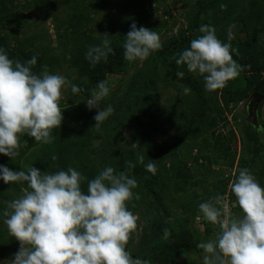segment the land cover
Wrapping results in <instances>:
<instances>
[{
    "label": "rangeland",
    "instance_id": "1",
    "mask_svg": "<svg viewBox=\"0 0 264 264\" xmlns=\"http://www.w3.org/2000/svg\"><path fill=\"white\" fill-rule=\"evenodd\" d=\"M145 11L150 14L162 46L179 40L183 34L186 39L185 30L196 14L198 25L214 27L217 38L230 43V54L237 64L244 44L257 54L262 69L250 74L252 83L264 76V0H0V36L14 53L22 52L19 61L26 60L27 53L33 54L37 58L36 74L46 65L50 73L65 76L80 89L81 85L86 87L87 94L82 90L73 94L70 87L63 89L59 107L63 111L60 126L68 127L71 115L77 111H84L90 119L92 135L80 149L87 166H101V138L105 145L110 143L125 157L137 161L150 145L171 143L183 131L190 114L198 111L199 102L191 91L180 94L179 86L188 87L187 84L171 79L161 61L155 59L158 50L143 62L126 61L119 73L105 75L103 81H107L110 94L98 107L103 110L110 104L114 112L99 130L94 127L97 109L89 110L86 101L93 97L98 83L88 76L84 63L74 54L88 38L100 42L104 34L110 40L117 38ZM198 29L187 42L182 41V51L201 35ZM178 71L184 72L182 79L192 74L184 65ZM248 76L240 73L213 92L205 91L204 82L200 83L208 109L202 118L193 121L188 137L163 159V164L170 169L176 167L180 176L168 181L163 192V205L174 232L153 264H202V250L197 244L214 238L217 229L202 219L198 205L219 195L239 216L241 210L232 206L235 197L229 187L239 169H249L264 186V135L256 131L258 125H264V96L251 104L255 91L251 90ZM237 88L246 90L244 96L224 103L221 94ZM25 139L29 144L26 153L15 158L21 167L26 166L24 156L42 144L27 135L20 137V141ZM134 143L136 147L131 146ZM90 173L93 178L97 175L93 169ZM25 188L0 180V214ZM127 207L138 219L126 250L133 258H142L149 248L150 236L159 228V211L150 197H144L139 205L133 198ZM7 242L12 246L7 255L0 254V264H10L19 249V241L8 234L0 215V246Z\"/></svg>",
    "mask_w": 264,
    "mask_h": 264
},
{
    "label": "clouds",
    "instance_id": "2",
    "mask_svg": "<svg viewBox=\"0 0 264 264\" xmlns=\"http://www.w3.org/2000/svg\"><path fill=\"white\" fill-rule=\"evenodd\" d=\"M198 31L201 35L173 59L176 65H184L189 73L202 77L205 91L213 92L237 78L244 66L232 58L230 43L218 39L214 27L205 24ZM108 36L104 34L99 45L88 47L85 59L91 66L101 60L107 62L113 53ZM231 38L229 34V41ZM122 47L123 58L133 63L145 61L161 49L162 43L157 32L132 23ZM36 63L35 56L24 63L13 61L0 47V154L10 159L19 154L22 135L52 143V131L60 128L63 120L59 107L62 90L70 87L73 94L81 91L65 76L50 73L46 65L40 74L33 73ZM176 75L182 79L184 72ZM179 87L182 95L191 91ZM96 88L86 106L97 109L93 119L99 130L114 108L110 104L103 110L98 107L110 94L107 81H100ZM256 131L264 135V125H258ZM144 160L138 155L136 162L155 175V164H145ZM135 166L126 162V170L119 172L107 166L88 180L73 167L48 173L33 165L14 171L0 164V180L5 184H26L22 194L0 214L8 234L19 241L10 264H149L126 250L138 219L127 207L133 198L139 199L133 192L137 181L128 174ZM85 180L86 191L81 187ZM229 187L235 197L232 206L241 210L239 216L219 195L198 205L202 219L217 229L214 238L197 244L202 250V264H264V186L249 169L242 168ZM168 236L165 230L164 238Z\"/></svg>",
    "mask_w": 264,
    "mask_h": 264
},
{
    "label": "trees",
    "instance_id": "3",
    "mask_svg": "<svg viewBox=\"0 0 264 264\" xmlns=\"http://www.w3.org/2000/svg\"><path fill=\"white\" fill-rule=\"evenodd\" d=\"M218 1V0H217ZM148 12H143L142 16L139 18L136 17L128 24L126 29L117 37L111 40V47L113 48V53L109 54L107 62L101 60L94 67L90 65L89 61L85 59V54L89 46L99 45L101 42L92 38H88L81 46H79L74 54L75 59L83 62L88 76L94 80L96 83L103 81L105 75L108 73L117 74L126 66V60L123 58V42L125 35L130 31V25L135 23L137 27L144 26L146 28L154 31V23L149 17ZM200 25H198L197 15L195 14L191 21L189 22L188 27L185 32L188 33V37L185 39L184 34L180 36V39H173L169 43L162 46V48L157 53L155 59L161 61L162 66L169 74L170 78L187 84L191 89V92L194 94L195 98L199 102V107L197 112H192L190 118L183 128V131L171 142L166 143L165 145H150L149 149L143 151V156L145 158L144 163L152 162L156 166V173L153 175L150 172L145 170L143 164H139L130 157H125L118 149L113 148L110 143L104 144V138H101V147L103 146L100 158V167L97 169L91 164L87 166V160H83L80 156V149L85 142V139L91 136V122L88 115L84 111H77L72 114L70 123L68 127L60 126V128H55L52 131V136L54 137L52 143L44 144L42 143L37 150H33L26 154L25 162L26 166L33 165L40 169L41 172L47 171L48 173H55L60 170H67L68 167H73L88 180L93 178V175L90 173L91 170H95L98 174L99 171L104 169L107 166L112 167L116 172L126 170V162H133L136 164L135 168L131 169L128 173L131 178H134L137 181V188L133 190L134 197L139 196V199H135L137 205L144 199V197H150L154 204L157 207L160 215L159 228L156 233L150 236L149 248L147 252L142 256L141 259L148 260L149 264H153L157 258L160 251L164 248L167 241L171 238L174 227L170 221L167 210L163 205V192L167 187L168 181L173 178H179L180 173L176 167L171 169L166 167L163 164V159L173 153V150L177 148L187 137L189 133L190 126L193 121L197 118H202L207 111V103L204 97L201 95L200 83H203V78H196L193 74H190L185 79L178 78L176 72L180 69H183V65H176L174 56H178L182 52V43L187 42L188 38L194 31H197ZM183 41V42H182ZM0 47H3L10 59L13 61H22L23 54L20 50L17 53L11 50L7 40L0 36ZM34 55L27 53L25 55L26 60L32 58ZM24 60V61H26ZM21 62V63H24ZM37 64V63H36ZM238 64L244 66V70L240 73L244 76H248V81L251 84L252 91H255L264 96V76L258 80H253L252 83L249 79L250 74L258 73L262 69V65L259 62V57L257 54H252L248 49V44H244L241 47L239 53ZM36 66V65H35ZM35 66H33L32 71L36 74ZM153 71L156 73V67H153ZM153 83V80L150 81ZM81 90L87 94L86 87L81 85ZM246 90L244 88H237L231 92H224L221 94V99L224 103L227 101L240 100L241 96H244ZM94 136H96L94 134ZM99 137V136H97ZM107 140V139H106ZM20 147L18 149V155L10 159L9 157L0 154V164H3L9 167L11 170H22L26 166L21 167L15 158L22 157L28 148V141L21 140ZM106 151L108 153H106ZM55 157V159H53ZM88 167L89 169L87 170ZM234 179V178H233ZM232 179V180H233ZM231 180V181H232ZM230 181V183H231ZM19 185L22 183H13ZM26 187V184H22ZM82 190H87V180H85L82 185ZM167 230L169 236L167 239L164 238V232ZM12 243L7 242L0 246V254L7 255L10 252Z\"/></svg>",
    "mask_w": 264,
    "mask_h": 264
},
{
    "label": "water",
    "instance_id": "4",
    "mask_svg": "<svg viewBox=\"0 0 264 264\" xmlns=\"http://www.w3.org/2000/svg\"><path fill=\"white\" fill-rule=\"evenodd\" d=\"M252 101H251V104L252 105H255L260 99H261V97H262V95L261 94H259V93H257V92H254L253 94H252Z\"/></svg>",
    "mask_w": 264,
    "mask_h": 264
}]
</instances>
